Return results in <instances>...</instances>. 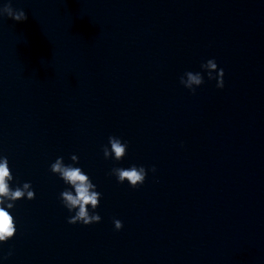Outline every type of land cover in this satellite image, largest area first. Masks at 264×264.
Here are the masks:
<instances>
[{
  "label": "water",
  "instance_id": "1",
  "mask_svg": "<svg viewBox=\"0 0 264 264\" xmlns=\"http://www.w3.org/2000/svg\"><path fill=\"white\" fill-rule=\"evenodd\" d=\"M11 3L28 18L0 17V157L35 199L9 209L0 264H264V0ZM186 71L204 78L195 94ZM72 155L99 223L67 222L50 165ZM132 165L148 170L137 188L109 174Z\"/></svg>",
  "mask_w": 264,
  "mask_h": 264
},
{
  "label": "clouds",
  "instance_id": "2",
  "mask_svg": "<svg viewBox=\"0 0 264 264\" xmlns=\"http://www.w3.org/2000/svg\"><path fill=\"white\" fill-rule=\"evenodd\" d=\"M3 16L16 22H23L28 18L23 9L12 7L11 0L0 7V17ZM201 68L207 72L209 80H216L217 88L222 89L224 87V70L218 68L214 59H209L206 63L201 64ZM213 73H216V75H213ZM203 83L204 78L200 72L186 71L180 77V84L193 94H195L196 88ZM108 143L110 148L104 146L102 149L104 158H114L116 161L122 160L127 154V143L122 142L116 136H109ZM70 159L73 164L66 165L63 157H57L55 162L50 165V171L70 186L60 193V199L64 207L70 213L74 212V215H71L67 222L83 225L99 223L101 216L95 210L99 207L101 193L96 190L97 186L90 177L80 167L74 166L75 163H78V157L72 155ZM151 171H156L154 166ZM147 172L148 170L143 166L132 165L129 168L114 167L109 174L115 176L118 183L123 184L127 181L132 188H137L144 183ZM12 180L13 176L7 157H0V244L6 243L16 233V222L9 209H12L15 202L22 198L35 199V191L32 189L30 182H25L22 187L17 186L13 189L9 183ZM89 209L92 211L90 212ZM113 223L117 231L122 229V221L114 219Z\"/></svg>",
  "mask_w": 264,
  "mask_h": 264
}]
</instances>
